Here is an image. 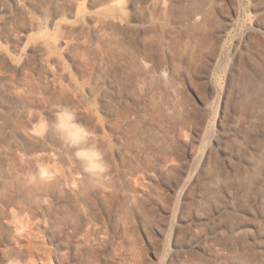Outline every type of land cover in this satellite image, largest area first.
<instances>
[{
	"label": "rangeland",
	"instance_id": "374dc122",
	"mask_svg": "<svg viewBox=\"0 0 264 264\" xmlns=\"http://www.w3.org/2000/svg\"><path fill=\"white\" fill-rule=\"evenodd\" d=\"M0 264H264V0H0Z\"/></svg>",
	"mask_w": 264,
	"mask_h": 264
}]
</instances>
